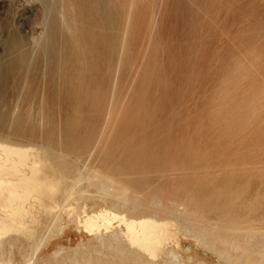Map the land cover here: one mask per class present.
<instances>
[{
  "label": "rangeland",
  "instance_id": "rangeland-1",
  "mask_svg": "<svg viewBox=\"0 0 264 264\" xmlns=\"http://www.w3.org/2000/svg\"><path fill=\"white\" fill-rule=\"evenodd\" d=\"M34 123L73 161L93 150L82 211L137 214L155 198L190 217L154 253L116 222L99 241L71 221L34 264H264V0H0V124Z\"/></svg>",
  "mask_w": 264,
  "mask_h": 264
},
{
  "label": "bare ground",
  "instance_id": "bare-ground-1",
  "mask_svg": "<svg viewBox=\"0 0 264 264\" xmlns=\"http://www.w3.org/2000/svg\"><path fill=\"white\" fill-rule=\"evenodd\" d=\"M33 25H35V24H33ZM43 32H45V31H43ZM38 42H36V44ZM20 61L23 62V59L22 60L18 59L17 61L12 62L9 65V68L12 69V67H14L16 64L17 65L20 64L21 63ZM114 107H116V106H114ZM110 115H111V113H110ZM54 141L55 140L53 138H51V136L45 134L43 130L38 129L37 123L32 124L30 126V128H27V129H23V127H21V126L20 127H13L12 125H10V126L6 127L4 124H0V264H18V261L20 258L17 259L18 260L17 262L14 261L15 259H13L12 255L7 258L5 248L7 246H13L15 244L19 245V247L22 248V246H24L27 243L30 245V249L33 250V253L31 252L32 256H30L28 253H25L26 251L23 253L24 264H34V256L39 252L45 238L47 239V237L50 236L51 234H53L54 232H58L59 230H62L63 227L65 225L67 226L69 224V222H71V221L72 222L75 221V222H78L80 224L78 227L76 226L78 231H82V229H84L92 237H94V239L97 238L99 240L100 238H102L103 241L105 238L102 237L103 236V231H101L102 229L107 230L110 228V230H111V228H112V230H115V228H118L116 226L113 229V227L116 223H118V226H120V228H121V225H125L126 229L118 228L120 230V231L119 230L118 231H119V233L120 232L123 233L122 236L123 235H126V237L128 236L127 237L129 240L128 242L137 246L138 248H144V250L146 249L148 252L154 253L157 251L158 244L160 245V243L162 244V242H165V241H163V236H165L164 234L166 233L167 230H169L171 223L174 222L173 220L175 219V216L177 217L176 219L182 220V223H183V219H181V218H184V220H185L188 217V216L186 217L187 214H183L185 212H183V213L181 212L182 211L181 205L183 206V204L175 202V201H172L170 203L174 207L175 213L172 214L173 215L172 217L171 216L170 217L165 216V213L170 211V206L165 205L163 207L159 203V201L155 200V198L151 204L152 206L151 205H142L140 213H137V214H130V211H127V210H124V211L122 210V212H120V211H118V209H116L117 211H113L115 209L114 207H113L114 209L109 207L106 210H99V211H94V209H93V212H91L92 209L90 210L88 208H87V210H90V212H86L87 210L82 211L84 207L82 209H80L79 205L83 204L84 200L91 198L90 196L92 193L91 194L89 193L90 196L89 195H88V197L86 196L87 199H84V200L80 199L78 196L82 197V194L85 193L86 190H84L85 192L80 191L79 189L82 187H80L79 185L82 182H84L86 179L87 174H85L86 173L85 170L87 169V167H85V166L89 162L88 160L90 159V157L92 158L91 154H92L93 150L90 153V157H87V158L80 157V158H78V160L73 161L69 158L70 156L67 157V155L62 154L63 151H62V153H60L59 152L60 150L58 151L57 148H52L51 145H48V143H51V142L54 143ZM57 145H59V143ZM96 150H97V148H96ZM86 152H88V151H86ZM86 155H88V154H86ZM78 157H79V155H78ZM84 168H85V170H84ZM91 169H92V172H90ZM91 169L87 170L91 173V175L89 174L90 178L94 177V179H96L95 175L92 174L93 172L95 173V170H93L92 167H91ZM71 170L73 171L72 175L70 173ZM98 174H96V175L98 176ZM99 178H98V180H99ZM104 178H105V176H104ZM108 178H109V176H108ZM100 182L101 181L99 180V183ZM105 183H106V185H105ZM105 183H104V185L106 186V188L101 187L98 190L99 193L107 195L109 192L115 190L114 187H113L114 189L111 188L112 182H111V184H108L111 187L107 186L108 182H105ZM114 183H116V182L114 181ZM112 185L114 186V184H112ZM78 186H79V188L77 190ZM83 187H85V186H83ZM116 191H113V192L118 193ZM76 192H79V195L77 194V196L76 195L75 196L78 197L79 201L82 200L79 203L77 201L78 199H76L78 204L72 203V199H73L72 197L74 196V193H76ZM80 192H82L81 195H80ZM87 193H88V190H87ZM109 194H111V193H109ZM156 195L157 194H155V196ZM83 196H85V195H83ZM122 196H123V194H122ZM83 198H85V197H83ZM133 199L134 198H132V200ZM84 202H85L84 204H87V201H84ZM119 202H120V199H119L118 203ZM160 202H161V200H160ZM125 203H127V202H125ZM136 205L134 207H136ZM159 205H160V208L163 207V211H161V212H163V215H158L160 210L162 209V208L158 209ZM152 210H153V212H152ZM181 213H182V215H185L186 218L182 217ZM195 214L197 215V212ZM195 214L192 213V215H195ZM169 215H170V213H169ZM190 216H191V214H190ZM188 218H190V217H188ZM176 219H175V221H176ZM176 223H177V221H176ZM176 223H174V224L178 226V223L177 224ZM181 228H183L182 225H181ZM64 229H65V227H64ZM177 229H179V228H177ZM183 229L186 230V228H183ZM192 229H190V230H192ZM215 229H217V228H215ZM172 230H169V231H171V232L177 231L175 229H174V231H172ZM180 230H178V231H180ZM187 230H186V232H187ZM116 231L117 230H115V232ZM109 232H110V234H112L113 231H109ZM109 232H108V234H109ZM115 232H113V233H115ZM115 235H117V234H115ZM115 235H114V237H116ZM172 235L174 236V234H171L170 238L173 237ZM178 235H179V233H178ZM202 236H201V238H202ZM117 237H120V236L117 235ZM184 237H186V236H184ZM113 238H112V240H113V242H115L114 241L115 239H113ZM121 238H123V237H121ZM199 238H200V236H199ZM107 240H105V241H107ZM118 240L120 241V238ZM118 240H116L115 243H117ZM121 241H120V243L118 242L119 245L121 244L120 246H122V247L124 245V248H126L127 245L125 246V244H124V243H126V241L124 240L125 242L123 241L122 243H121ZM202 241H203V239H202ZM99 243L104 244L105 242H103V243L99 242ZM176 243L178 244L179 242H176ZM81 244H83V243H81ZM106 245H107V243H106ZM128 245H130V244H128ZM210 245H209V248H210ZM77 246H79V245H77ZM81 247H83V245ZM122 247H120V248L123 249ZM137 247H136V249H137ZM161 247L162 246H160V248ZM238 247H239V245H238ZM127 248H129V246ZM212 248H213V246L211 247V249ZM78 249H79V247H78ZM95 249H96V247H95ZM167 249H168V247H167ZM211 249H210V251H211ZM83 250H85V249H83ZM127 250H129V249H127ZM131 250H133V249H131ZM171 250H173V247L171 248ZM171 250H170V252H168L169 253L168 255L170 257L172 255L173 259L175 258V261L177 262L178 255L175 252H172ZM123 251H125V250H123ZM55 252H56L55 254H58L57 250ZM133 253L136 254L135 251L132 252V254ZM231 253H233V252H231ZM143 254H144V252H142V255ZM147 254H149V253H147ZM147 254H145V257H147ZM137 255H138V253H137ZM139 256L143 257L144 255L143 256L138 255V257ZM55 257H54V259H55ZM170 257H168V258L170 259ZM147 258H150L149 255ZM138 259L140 260L141 258H138ZM145 260H147V259H145ZM151 260L152 259H150V261ZM160 260H162V259H160ZM166 260H167V258H166ZM142 261H144V260H142ZM165 261H163V263H165ZM157 262H155L153 264H156ZM173 262H174V260L172 261V263ZM65 264H66V262H65ZM149 264H152V263L150 262ZM174 264H177V263H174ZM179 264H180V262H179Z\"/></svg>",
  "mask_w": 264,
  "mask_h": 264
}]
</instances>
